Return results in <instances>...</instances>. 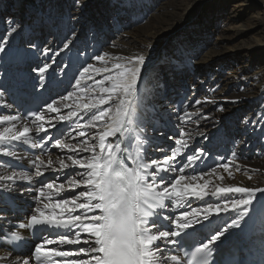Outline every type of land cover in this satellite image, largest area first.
Here are the masks:
<instances>
[{"label":"snow or ice","instance_id":"6c2138e0","mask_svg":"<svg viewBox=\"0 0 264 264\" xmlns=\"http://www.w3.org/2000/svg\"><path fill=\"white\" fill-rule=\"evenodd\" d=\"M73 5L74 10L82 6L80 0H73ZM5 25L0 67L10 59L21 68L30 62L33 51H39L50 62L33 67L34 76L18 72L15 86L22 94L29 88L43 89L48 70L62 53L71 51L77 33L71 31L56 48L46 44L38 49L29 42L10 51V40L22 25L11 19H5ZM90 59L74 76L71 90L57 99L26 114L19 110L0 114V158H4L0 163L12 168L9 174L0 175V181L28 182L21 195H35L28 224L21 223L19 228L30 227L38 239L31 244L10 230L14 247L23 244L29 250L17 253L19 258L8 264H216L214 246L230 236L239 237L264 187L221 183L225 179L221 172L234 179V172L245 171L237 151L209 166L208 151L191 148V133L184 125L193 122V117L197 125L207 119L203 105L214 101L196 99L192 112L172 106L169 119L174 115L177 131L166 137L161 132L160 137L173 144L155 149L166 153L161 158H149L151 142L144 129L146 121L151 123L147 108L155 109V96L150 99L139 87L147 57L105 51ZM5 95L0 87V97ZM0 107L11 109L12 105L2 101ZM244 122L248 123L247 118ZM65 138L74 143H66ZM53 148L57 150L55 160L49 155ZM35 149L39 154L25 155ZM45 155L46 163L41 158ZM13 161H27L30 167L17 171L23 164ZM42 168L55 175L39 181L37 187L30 173L43 177ZM14 199V189L3 184L0 203L5 208L0 211L7 210L8 201ZM224 215L229 219L217 224ZM214 224L207 238L198 240ZM0 236L6 242L9 233ZM185 241L191 244L183 258L168 255Z\"/></svg>","mask_w":264,"mask_h":264},{"label":"bare ground","instance_id":"6f19581e","mask_svg":"<svg viewBox=\"0 0 264 264\" xmlns=\"http://www.w3.org/2000/svg\"><path fill=\"white\" fill-rule=\"evenodd\" d=\"M24 3L25 0H0V37L5 31V19L22 25V30L10 40V51L29 42L38 49L46 44L56 48L71 31L77 33L71 51L62 53L48 70L45 87L29 88L27 92L44 90L50 102L71 90L74 76L82 65L91 62L92 55L105 51L121 55L142 53L147 60L140 92L150 99L155 96V109L147 108L151 123L146 121L144 129L151 150L155 151L162 142L161 132L167 135L177 131L173 127L174 115L169 119L172 106L192 112L196 99L208 97L214 101L203 105V115L208 118L199 120L197 125V117H193V122L184 125L191 133V148L207 150L209 166L219 157L237 151L245 171L234 172V179L221 172L225 176L221 183L264 187V0H80L82 6L78 10H74L73 0H31L27 3L31 21L29 17L16 18L17 8ZM70 16L77 19L70 20ZM223 18L227 19L225 24L220 22ZM43 62L50 61L41 57L39 51H33L30 62L21 68L9 59L0 67V87L9 94L13 90L19 92L15 86L17 73L34 76L32 68ZM163 73L164 81L158 82ZM2 101L11 105L6 95L0 97ZM220 106L223 111L217 110ZM4 110L0 114L14 113L13 107ZM246 118L248 123L244 122ZM166 121L170 125L163 128ZM65 142L74 143L71 138H65ZM241 151L246 155H241ZM49 155L55 160L57 150L53 148ZM41 158L46 163L48 156ZM11 171L0 163V175ZM33 174V178H40ZM5 183L11 185L20 202L32 204L35 193L21 195L27 188L23 182L0 181L1 185ZM257 197L260 203L254 202L239 237L255 219L252 241L264 257V195L258 193ZM168 211L179 214V210ZM228 219L224 215L217 224ZM217 224L205 230L206 236ZM239 237L230 236L218 245L225 246ZM172 254L178 255L176 247L168 253ZM18 258L0 248V264Z\"/></svg>","mask_w":264,"mask_h":264},{"label":"rangeland","instance_id":"374dc122","mask_svg":"<svg viewBox=\"0 0 264 264\" xmlns=\"http://www.w3.org/2000/svg\"><path fill=\"white\" fill-rule=\"evenodd\" d=\"M29 1H31V0H25V3H24V5L22 6V7H18L17 9H18V14L16 15V18H20V17H22V19L23 20H26L27 19V17H29L30 18V21H31V18H32V12L30 11V12H28V9H27V3L29 2ZM50 1H52V0H50ZM227 1V0H226ZM229 1V0H228ZM50 4V2H48V5ZM16 6H17V4H16ZM28 13H29V15H28ZM220 22H221V24H225L226 22H227V19H225V18H223V19H220ZM157 81L158 82H163L164 81V73L163 74H161V76L157 79ZM2 108V107H1ZM2 110H4V108H2ZM1 110V111H2ZM3 112V111H2ZM4 112L6 113L7 112V110H4ZM170 125V123L168 122V121H166L165 123H164V127L163 128H167V126H169ZM173 133L172 132H169V133H167V135H172ZM167 135H165V137L167 136ZM172 144H173V141H169V140H167L166 138H163L162 139V142L159 144V146L158 147H165V148H168V147H171L172 146ZM151 147V146H150ZM149 147V152H148V156H149V158H161L163 155H165L166 153H164V152H158V151H153V150H151V148ZM198 147V146H197ZM241 155H246V153L244 152V151H241V153H240ZM34 175V174H33ZM34 178H36V177H34ZM27 181H23V183L25 184ZM33 182H35V181H33ZM39 185V184H38ZM2 186L3 185H1L0 184V188L2 189ZM64 195H66V194H64ZM17 198H18V195L16 196ZM28 204V203H27Z\"/></svg>","mask_w":264,"mask_h":264}]
</instances>
